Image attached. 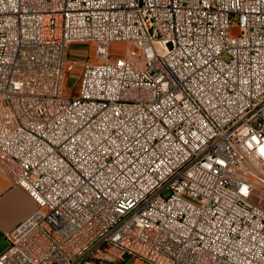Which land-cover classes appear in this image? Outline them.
Returning <instances> with one entry per match:
<instances>
[{
    "label": "built area",
    "instance_id": "2783aa9c",
    "mask_svg": "<svg viewBox=\"0 0 264 264\" xmlns=\"http://www.w3.org/2000/svg\"><path fill=\"white\" fill-rule=\"evenodd\" d=\"M0 169V264H264V0H0Z\"/></svg>",
    "mask_w": 264,
    "mask_h": 264
},
{
    "label": "crops",
    "instance_id": "0c3cea01",
    "mask_svg": "<svg viewBox=\"0 0 264 264\" xmlns=\"http://www.w3.org/2000/svg\"><path fill=\"white\" fill-rule=\"evenodd\" d=\"M35 203L0 169V253L7 247L5 234L34 210Z\"/></svg>",
    "mask_w": 264,
    "mask_h": 264
},
{
    "label": "rangeland",
    "instance_id": "374dc122",
    "mask_svg": "<svg viewBox=\"0 0 264 264\" xmlns=\"http://www.w3.org/2000/svg\"><path fill=\"white\" fill-rule=\"evenodd\" d=\"M113 47L116 49V50H121V48L123 50H129L131 53H134V54H137L138 52V49L135 48V47H132V46H129V45H113ZM119 48V49H118ZM93 52H94V47L91 46V45H73L71 46L70 48V51H69V55L70 57H83L85 55L88 56V58H92V55H93ZM114 51H112V57H116V56H119V55H114L113 54ZM143 58V55H142V51H140V59ZM92 60H94L92 58ZM74 75H71V77H73ZM69 77L67 78V82H66V92L68 95H76L77 93V90H76V85L74 86V81L72 80V78Z\"/></svg>",
    "mask_w": 264,
    "mask_h": 264
},
{
    "label": "bare ground",
    "instance_id": "6f19581e",
    "mask_svg": "<svg viewBox=\"0 0 264 264\" xmlns=\"http://www.w3.org/2000/svg\"><path fill=\"white\" fill-rule=\"evenodd\" d=\"M143 58L142 59H147V51H142Z\"/></svg>",
    "mask_w": 264,
    "mask_h": 264
}]
</instances>
